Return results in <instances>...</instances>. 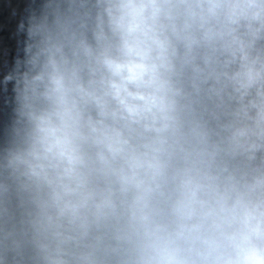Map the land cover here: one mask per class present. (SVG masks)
I'll use <instances>...</instances> for the list:
<instances>
[{
  "label": "clouds",
  "instance_id": "1",
  "mask_svg": "<svg viewBox=\"0 0 264 264\" xmlns=\"http://www.w3.org/2000/svg\"><path fill=\"white\" fill-rule=\"evenodd\" d=\"M7 7L0 264H264V0Z\"/></svg>",
  "mask_w": 264,
  "mask_h": 264
}]
</instances>
